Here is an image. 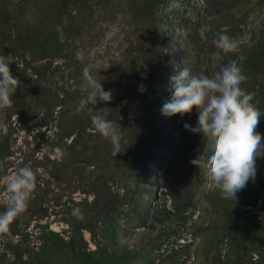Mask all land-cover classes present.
<instances>
[{"label":"rangeland","instance_id":"374dc122","mask_svg":"<svg viewBox=\"0 0 264 264\" xmlns=\"http://www.w3.org/2000/svg\"><path fill=\"white\" fill-rule=\"evenodd\" d=\"M219 34L238 48L213 63ZM0 56L20 81L0 110V212L9 177L36 174L0 264H264V157L224 199L191 163L208 155L184 127L198 111H161L176 68L212 76L242 56L264 137V0H0ZM86 66L110 103H88ZM103 109L120 124L117 156L91 124Z\"/></svg>","mask_w":264,"mask_h":264},{"label":"clouds","instance_id":"9594fccd","mask_svg":"<svg viewBox=\"0 0 264 264\" xmlns=\"http://www.w3.org/2000/svg\"><path fill=\"white\" fill-rule=\"evenodd\" d=\"M217 51L212 53L213 63L221 62L229 53L237 51L236 41L226 34H219L213 41ZM77 59L83 60L82 53ZM244 57L229 59L221 63L219 71L212 76L192 75L189 68L175 69L169 81L172 98L162 106V113L172 117L198 111L197 125L184 127L196 134H202L205 159L200 155L191 163L200 170H206L207 177L220 191L222 198L236 201L237 193L242 191L257 173L256 161L264 157V137L256 131L261 112L252 101L254 95L246 92L241 85L246 82L239 66ZM7 58L0 56V110L12 106V96L19 88L20 81L15 78ZM84 83L82 91L87 93L90 105L98 102L110 103L112 92L105 91L102 83L91 74L89 67L82 69ZM108 109L94 111L90 115L92 127L112 145V154H120V124L105 118L101 113ZM0 127H5L0 124ZM44 146L41 152L47 150ZM36 174L31 167L20 168L9 177L5 186L6 200L0 212V233L9 230L12 223L26 210L36 187ZM73 215L81 217L79 209Z\"/></svg>","mask_w":264,"mask_h":264}]
</instances>
